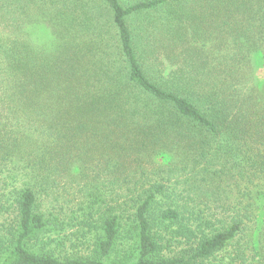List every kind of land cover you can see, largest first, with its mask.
<instances>
[{
	"label": "trees",
	"instance_id": "obj_1",
	"mask_svg": "<svg viewBox=\"0 0 264 264\" xmlns=\"http://www.w3.org/2000/svg\"><path fill=\"white\" fill-rule=\"evenodd\" d=\"M13 11L0 264H264V0Z\"/></svg>",
	"mask_w": 264,
	"mask_h": 264
},
{
	"label": "rangeland",
	"instance_id": "obj_2",
	"mask_svg": "<svg viewBox=\"0 0 264 264\" xmlns=\"http://www.w3.org/2000/svg\"><path fill=\"white\" fill-rule=\"evenodd\" d=\"M23 0L20 1H15V0H2L0 1V46H2L3 44H6L9 41H14V40H23L24 39V34L26 32H24L23 29H20V26H18L15 22L14 19V14H16V12L13 11V8L16 4H18V2H21ZM16 29V30H15ZM257 64L259 66V70H258V76L260 78V81L264 82V64L263 62L258 59L257 60ZM166 158L164 157H160L158 159V161L160 163L166 162ZM234 181L233 182H228L226 183L228 188L232 189V186L234 185ZM4 184H7V189L4 192L3 188H6V186H3ZM15 184L13 182H11L10 180L7 181V183L3 180V175L0 173V196L3 194H6L9 192V190H11L12 187H14ZM225 187V188H226ZM231 189H228V191H230L231 193ZM8 217V216H6ZM75 224V223H72ZM72 229L69 227L68 230L66 231L67 237H71V235L73 234L72 232H75V230L71 231ZM81 242V241H80ZM78 245V244H76ZM82 253V252H81ZM73 254V253H72Z\"/></svg>",
	"mask_w": 264,
	"mask_h": 264
}]
</instances>
